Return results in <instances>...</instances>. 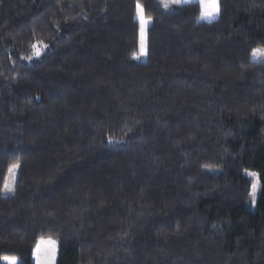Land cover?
<instances>
[{
    "label": "trees",
    "instance_id": "trees-1",
    "mask_svg": "<svg viewBox=\"0 0 264 264\" xmlns=\"http://www.w3.org/2000/svg\"><path fill=\"white\" fill-rule=\"evenodd\" d=\"M218 3L0 0V264H264V0Z\"/></svg>",
    "mask_w": 264,
    "mask_h": 264
},
{
    "label": "snow or ice",
    "instance_id": "snow-or-ice-1",
    "mask_svg": "<svg viewBox=\"0 0 264 264\" xmlns=\"http://www.w3.org/2000/svg\"><path fill=\"white\" fill-rule=\"evenodd\" d=\"M163 3V0H161ZM175 3H179L180 0H174ZM201 6H202V12L200 19H205V20H214L218 17L220 8H219V3L218 0H201ZM165 7L167 8L168 5L165 4ZM137 14L140 20V25H141V52H144V46H143V36H144V28L147 24H149L151 21L147 19L144 16L143 13V8L138 4L137 5ZM36 55H39V52H36ZM260 55H264V48H255L252 50V56L253 58H256ZM19 167L18 164H13L9 168V172L12 173L15 169ZM253 177H255V173H250ZM255 189L256 185H253V192L251 193L252 197H255ZM3 191L4 192H14L15 191V186L13 184H8L5 183L3 186ZM46 245L47 248L44 251V260L41 262V264H52V261L55 256V250H56V241L48 238L47 240L41 239L37 245H36V254H37V259L40 260V252H41V246ZM5 261L8 262V264H17L16 257H3Z\"/></svg>",
    "mask_w": 264,
    "mask_h": 264
},
{
    "label": "rangeland",
    "instance_id": "rangeland-1",
    "mask_svg": "<svg viewBox=\"0 0 264 264\" xmlns=\"http://www.w3.org/2000/svg\"><path fill=\"white\" fill-rule=\"evenodd\" d=\"M159 2H160V4L162 5V7L165 9V10H175V9H177V8H179L183 3H185V2H187V1H194V0H180V2L179 3H175L174 2V0H163V3L161 2V0H158ZM201 1V0H200ZM165 4H167L168 5V7L166 8L165 7ZM263 56L264 55H260V56H258V57H256V58H254V59H260L261 57L263 58ZM253 57V56H252ZM264 61V60H263ZM17 171H18V168L17 169H15L12 173H10L9 171H8V174H7V177H6V180H5V183H8V184H13L14 183V186H15V181H16V177H17ZM250 173H255V172H253V171H250V170H246L245 171V174L248 176V177H250L251 178V190H250V199H251V202H252V207H254L255 206V203H256V200H257V198H258V195H259V192H260V182H259V179H258V177H257V174L255 175V177H253L252 175H250ZM4 183V184H5ZM256 185V189H255V197L253 198L252 197V195H251V193L253 192V185ZM13 193L14 192H4L3 191V188H2V191H1V196H3V197H8V196H11V195H13ZM44 240H47L48 238H43ZM41 240V239H40ZM39 240V241H40ZM38 241V242H39ZM37 242V243H38ZM47 248V246L46 245H42L41 246V252H40V257H41V259L40 260H38L37 259V254H36V247H35V249H34V260H35V262L37 263V264H41V262L44 260V251H45V249ZM56 256H57V244H56V250H55V256H54V259H53V261H52V264H55V262H56ZM6 257V256H5ZM8 257V256H7ZM16 261L18 262V259L16 258ZM1 262L3 263V264H8V262L7 261H5L4 259H3V257L1 258Z\"/></svg>",
    "mask_w": 264,
    "mask_h": 264
},
{
    "label": "crops",
    "instance_id": "crops-1",
    "mask_svg": "<svg viewBox=\"0 0 264 264\" xmlns=\"http://www.w3.org/2000/svg\"><path fill=\"white\" fill-rule=\"evenodd\" d=\"M34 253V252H33ZM33 258H34V254H33ZM34 260V259H33ZM34 262H35V260H34ZM35 264H37L36 262H35Z\"/></svg>",
    "mask_w": 264,
    "mask_h": 264
}]
</instances>
